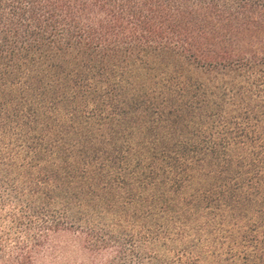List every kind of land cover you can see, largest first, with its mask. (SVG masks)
Here are the masks:
<instances>
[{
  "label": "trees",
  "instance_id": "trees-1",
  "mask_svg": "<svg viewBox=\"0 0 264 264\" xmlns=\"http://www.w3.org/2000/svg\"><path fill=\"white\" fill-rule=\"evenodd\" d=\"M0 264H264V0H0Z\"/></svg>",
  "mask_w": 264,
  "mask_h": 264
},
{
  "label": "rangeland",
  "instance_id": "rangeland-1",
  "mask_svg": "<svg viewBox=\"0 0 264 264\" xmlns=\"http://www.w3.org/2000/svg\"><path fill=\"white\" fill-rule=\"evenodd\" d=\"M68 242H70V239H68L67 237H60L57 240L58 245L61 247H72L71 245L68 244Z\"/></svg>",
  "mask_w": 264,
  "mask_h": 264
}]
</instances>
